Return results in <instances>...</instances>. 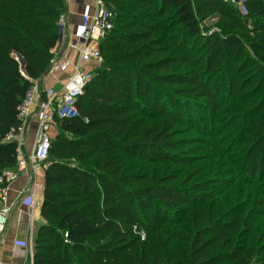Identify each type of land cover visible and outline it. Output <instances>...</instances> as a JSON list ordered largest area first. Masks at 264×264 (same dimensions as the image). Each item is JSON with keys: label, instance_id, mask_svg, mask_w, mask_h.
<instances>
[{"label": "trees", "instance_id": "trees-1", "mask_svg": "<svg viewBox=\"0 0 264 264\" xmlns=\"http://www.w3.org/2000/svg\"><path fill=\"white\" fill-rule=\"evenodd\" d=\"M103 1L115 14L113 29L100 39L103 61L77 102V116L55 120L59 134L45 163L40 207L44 224L32 240V264H251L260 229L247 226L235 234L231 223H223L231 193L220 200L219 195L216 200L202 199L205 180L188 189L165 185L175 180L164 174L167 164L194 162L181 157L191 143L169 139L165 133L172 128L171 119L180 125L193 121L195 105L180 99L181 94L210 104L199 106L210 117L220 108L216 104L220 89L199 83L197 62L183 49L185 40H191L193 48L199 41L204 44L209 58L205 74L227 53V59H239L240 68L254 70L264 82V24L245 30L249 18L264 15V0H245L247 16L221 0ZM112 1L118 4L114 7ZM127 1L131 3L126 5ZM65 11L66 0H0V187L7 185L3 173L17 165V142L10 137L21 127L18 107L31 81L42 77L50 65L59 43V17ZM209 16H218L220 29L235 40L223 45L216 36L203 39L199 21ZM235 31L249 38L248 43ZM177 33L183 39L173 46L170 41ZM255 95L233 101L241 118L255 110L256 119L264 110V96L247 104ZM141 102L150 111L137 114L144 108ZM65 135L72 139L67 141ZM259 135L257 139H264V126ZM140 138V153L151 157L137 159L150 164V174L130 181L114 165L120 161L118 152L129 154L116 142L136 146ZM261 143L248 173L251 178L264 177ZM92 159L90 169L78 164ZM93 167L101 175L96 177ZM103 233L105 241L89 244Z\"/></svg>", "mask_w": 264, "mask_h": 264}, {"label": "rangeland", "instance_id": "rangeland-1", "mask_svg": "<svg viewBox=\"0 0 264 264\" xmlns=\"http://www.w3.org/2000/svg\"><path fill=\"white\" fill-rule=\"evenodd\" d=\"M131 2L135 4L138 0H131ZM131 2L127 1L125 4L129 5ZM100 3L103 5L105 4L103 0H100ZM111 3L114 6V4H118V1H112ZM116 17H119V14H116ZM219 22L220 18L218 16H209L199 21L202 32L205 35L204 37L202 36L203 39L208 40L210 37L216 36L221 38L223 45L235 40V38H232L231 33H224V31L220 29ZM246 23L245 30L251 31V27L264 24V15H256L253 19L249 18ZM172 31L171 29L170 33H176ZM233 33H237V37H239L241 41L243 40L248 43L249 38H246V36L236 31ZM175 35L172 36L170 42L173 46L178 43L176 45L178 46L183 37L178 33ZM182 45L184 50H189L188 54L197 62L195 69H198L200 73L198 79L199 83H208V86L214 85L216 90L220 89V93L216 98V104L219 105L220 108L214 117H210L204 112V108L200 109L199 107L202 103L205 104L206 102H199L196 96H189L188 94H181L179 96L180 99H184L186 102L188 101L195 105L193 121L188 120V123L185 125H180L178 124L179 122L173 124L175 122L171 119V123L168 121V128H172L165 134L172 140L181 138L187 139L188 143L191 144L181 157L183 159H188L189 157V159H192L194 162L191 166L174 163L167 164L164 174L172 179L175 178V180L167 182L165 185L188 189L191 185H199L201 181L205 180L206 188L200 195L202 199L212 198V200H216V197L219 195L218 200H220L231 193L232 197L226 202L228 203V212L225 214L227 219H225L223 223H231L234 227L233 233L235 234L241 229L247 228V226H253V230L259 228L260 236L256 240V247L258 250L256 253L253 251L254 255L251 264H264V177L256 174L251 178V176L248 175L252 169V163H254L255 159L257 160L259 156L260 149L258 148H261V142L264 141V139H257L261 136L257 135L264 126V110L257 114L259 121L256 122L257 118L254 119L253 117L255 110H251L249 112V116L251 117L249 118L248 116L247 118L245 116L244 118L247 119L243 122L244 118H241V115H239V112L235 109L236 106L233 105V101L238 97H242V95L248 97L256 94L254 98L248 100L247 104L252 101L258 102V99L264 96V82H259L258 75H256L254 70L248 71V69L243 70V68H240L239 59L235 57L227 59L225 57L227 53H224V56L219 59L220 64L214 66L205 74L206 71H203V69L208 65L209 58L208 52L204 50V44L199 41L198 45L193 48V42L187 39ZM171 49H173V47H171ZM242 49L245 50L247 48L244 47ZM95 69H93V73ZM186 71H189V69L187 68ZM189 76L194 77L192 72H189ZM229 82L233 83L232 92H230L228 88ZM54 88L56 90L59 89V85H56ZM171 90L173 91V88ZM247 93L249 94L246 95ZM141 103L144 108H140L136 112L137 114H145V111H150L143 102ZM207 105L210 106V104ZM141 118L142 117H138V119ZM147 121L149 120L144 119V122ZM33 127L34 126L30 127V131L24 139L25 143H33L35 133ZM58 134V129L54 126L52 130V141ZM65 139L69 141L72 138L69 135H65ZM142 141L141 138L137 139L135 141V143H137L136 146H132L131 144L123 145L124 142L119 140L116 142L120 145V148L127 147L121 151L125 150L126 153H134L136 155V157L133 158L129 154L118 152V160L120 161L114 164L120 169L123 177L129 178L130 181H141V177L150 174V164L137 159L138 157H151L148 156L147 153H140L139 145H141ZM149 141H151V139ZM149 141L147 143H151ZM258 142H260V144ZM255 145L259 146L254 149V147H256ZM114 153L117 154L116 151ZM100 155L102 156L103 154ZM220 157L222 160L218 162ZM177 158H179V156ZM70 161L76 164L73 160ZM93 162L94 160L92 159L87 162H78V164L90 169L89 165L93 164ZM17 169L18 165L9 172L16 175ZM93 174L97 177L99 174L101 175V170L93 167ZM187 181H189V183L183 186V183ZM226 185H229L230 188L224 192ZM249 185L254 187L256 191L254 192ZM123 187L125 189H132L134 185H123ZM205 200H207L209 204L210 199ZM215 206H218V203H216ZM160 215H162L161 212ZM143 218L148 219V216L143 215ZM106 238V233L100 234L95 238L89 239V244L91 246L97 245V243L105 241Z\"/></svg>", "mask_w": 264, "mask_h": 264}, {"label": "built area", "instance_id": "built-area-1", "mask_svg": "<svg viewBox=\"0 0 264 264\" xmlns=\"http://www.w3.org/2000/svg\"><path fill=\"white\" fill-rule=\"evenodd\" d=\"M96 9L93 14L82 16L77 33V58L73 61L69 58L54 59L50 61V69L37 80L31 81V86L26 93L22 103L18 107V119L21 127L16 135L10 138L17 142V165L19 171H24L28 167L35 168L44 165L48 159L52 142V130L56 126V119H71L77 116V102L84 93L85 87L93 77V69L102 64V56L99 50L100 39L113 29L115 14L100 0H94ZM236 8L242 16L248 14L245 0H221ZM60 31L66 25V15L62 14L58 21ZM53 72L65 74V78L59 80V89L47 87L44 83L46 76ZM35 125L33 150L29 156H22L26 135L30 127ZM4 182L14 179L16 175L10 172L3 173ZM0 184L2 178L0 177ZM7 185L0 187V242L5 233V227L9 216L12 214L14 205L6 202ZM21 205L34 208L35 191L28 189ZM27 246L14 249L12 256L20 257L25 262L32 264L33 246L31 231L28 237ZM3 264V263H0Z\"/></svg>", "mask_w": 264, "mask_h": 264}, {"label": "crops", "instance_id": "crops-1", "mask_svg": "<svg viewBox=\"0 0 264 264\" xmlns=\"http://www.w3.org/2000/svg\"><path fill=\"white\" fill-rule=\"evenodd\" d=\"M94 0H66V25L62 30L61 41L52 50L54 59L77 58V33L81 18L85 14H93L96 9ZM65 74L53 72L46 76L44 83L47 87H55L59 80L64 79ZM33 128L35 129V125ZM27 136V135H26ZM33 150V143H26L22 156H29ZM46 165L35 168L28 167L24 171L17 169L16 177L8 181L6 188V203L14 205L12 214L8 218L5 233L0 242V263L3 264H23L25 261L20 257L12 256V251L20 247H26L29 242L28 237L31 231L32 240L38 228L44 224L40 216V207L43 199L44 172ZM35 191L34 208L21 205L28 189Z\"/></svg>", "mask_w": 264, "mask_h": 264}, {"label": "water", "instance_id": "water-1", "mask_svg": "<svg viewBox=\"0 0 264 264\" xmlns=\"http://www.w3.org/2000/svg\"><path fill=\"white\" fill-rule=\"evenodd\" d=\"M60 30H61V29H60ZM60 32H61V31H60ZM60 41H61V34H60V37H59V42H60ZM50 67H51V65H49V66L47 67V69L45 70L44 74H47V73H48Z\"/></svg>", "mask_w": 264, "mask_h": 264}]
</instances>
